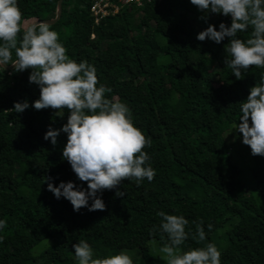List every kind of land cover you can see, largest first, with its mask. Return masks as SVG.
Returning a JSON list of instances; mask_svg holds the SVG:
<instances>
[{"label": "trees", "instance_id": "1", "mask_svg": "<svg viewBox=\"0 0 264 264\" xmlns=\"http://www.w3.org/2000/svg\"><path fill=\"white\" fill-rule=\"evenodd\" d=\"M59 2L17 0L20 35L25 24L55 20ZM93 5L94 0H65L62 18L50 30L70 59L96 68L99 84L112 90L105 98L124 103L134 126L151 139L144 151L155 177L139 185L123 181V198L104 191V211H73L67 199L47 190L48 182L61 181L87 188L62 159L67 134L61 132L55 147L44 139L49 126L67 123V110L34 109L40 90L29 83L30 70L0 68V220L7 224L0 229V264H72L70 251L79 240L97 258L138 249L142 264H159L151 249L152 241L160 248L167 242L159 231V211L189 221L182 252L214 243L213 235L237 219L226 233L228 247L218 249L221 264H264V208L240 188L241 169L224 137L240 122L239 102L264 69L251 66L237 80L224 64L228 39L220 44L196 39L208 24L219 30L221 22L230 26L231 18L212 14L205 21L190 0H151L96 24ZM250 32L238 38L246 41ZM214 78L221 83L217 87ZM25 100L30 107L23 113L12 110L14 102ZM253 159L256 189L264 195V156ZM46 177L53 179L45 182ZM201 221L206 239L197 243L192 234ZM51 238L55 244L36 256L35 248Z\"/></svg>", "mask_w": 264, "mask_h": 264}, {"label": "clouds", "instance_id": "2", "mask_svg": "<svg viewBox=\"0 0 264 264\" xmlns=\"http://www.w3.org/2000/svg\"><path fill=\"white\" fill-rule=\"evenodd\" d=\"M190 3L203 14L202 20L207 21L212 14L231 18L230 26L221 22L219 30L208 24L196 39L220 44L227 38L224 64L237 80L243 79V72L251 66L264 69V0H190ZM21 20L17 0H0V68L5 71L7 65H12L15 73L30 70L29 83L40 90L39 99L31 105L34 109L67 110V123L60 129L49 126L44 139L55 147L61 132L67 134L62 159L70 164L79 181L87 183V188L72 181H61L55 186L48 182L53 178L46 177L47 190L56 199H67L75 212L82 208L89 212L104 211L106 205L101 198L104 191L115 190V197L123 198L125 193L119 187L123 181L134 179L139 185L145 178L149 182L154 179L151 158L144 151L146 146L151 147V139L134 126L124 103L105 98V93L112 90L99 84L93 65L87 61L77 63L66 55V48L58 42V33L50 30L48 23L25 24L21 36ZM249 29L246 41L238 38V33ZM239 105L240 122L235 131L242 134V143L250 147L253 156H264V72ZM29 107L25 100L14 102L12 110L20 114ZM157 216L161 218L159 231L167 236V242L160 248L166 264H221V252L214 243L181 251L180 246L189 237L186 231L189 221L184 216L163 211L157 212ZM202 224V221L196 224L192 234L197 243L206 239ZM6 226V221L0 220V229ZM208 228L211 230L212 225ZM156 231V227L151 230ZM72 247L78 264H133L123 252L93 258V249L83 240Z\"/></svg>", "mask_w": 264, "mask_h": 264}, {"label": "rangeland", "instance_id": "3", "mask_svg": "<svg viewBox=\"0 0 264 264\" xmlns=\"http://www.w3.org/2000/svg\"><path fill=\"white\" fill-rule=\"evenodd\" d=\"M214 86H219L221 83L217 78L213 79ZM236 127L230 128L228 132L224 135L226 142L228 143L232 157L233 162L235 165H238L241 169V175L238 179V183L240 188H243L245 191V196L247 198H252L260 207L264 208V195L256 189V181L253 177V169L255 167V162L253 159V155L249 151L248 147L242 143V136L240 133H237L235 131ZM238 220L234 219L230 222L223 225L214 235H213V242L217 246V248L220 251H224L228 245L229 240L226 239V233L229 229H231L233 226L237 224ZM81 240L78 241V243ZM84 241V240H83ZM54 239H47L43 243H41L39 246H37L34 250V254L36 256H39L44 250H46L48 247L53 246L55 244ZM151 249L152 252L156 255V257L159 258V264H166V259L163 258L165 254L160 252V247L157 243V241L151 242ZM94 252V251H93ZM123 252L132 259L133 264H142L138 258H139V250H122L120 253ZM70 256H73L72 264H78V261L76 260L75 253L71 250ZM97 258L94 252V257Z\"/></svg>", "mask_w": 264, "mask_h": 264}, {"label": "built area", "instance_id": "4", "mask_svg": "<svg viewBox=\"0 0 264 264\" xmlns=\"http://www.w3.org/2000/svg\"><path fill=\"white\" fill-rule=\"evenodd\" d=\"M151 0H94L92 8L95 23L99 24L104 18L108 16L118 15L122 8L131 9L132 6L139 8L144 5L145 2Z\"/></svg>", "mask_w": 264, "mask_h": 264}, {"label": "water", "instance_id": "5", "mask_svg": "<svg viewBox=\"0 0 264 264\" xmlns=\"http://www.w3.org/2000/svg\"><path fill=\"white\" fill-rule=\"evenodd\" d=\"M64 1L65 0H60L59 2V11H58V17L55 19V20H43V21H39V22H45V23H48L49 25H55L57 24L61 18H62V15H63V10H64ZM38 23V22H37ZM6 70L8 71H12L13 70V66H6Z\"/></svg>", "mask_w": 264, "mask_h": 264}]
</instances>
